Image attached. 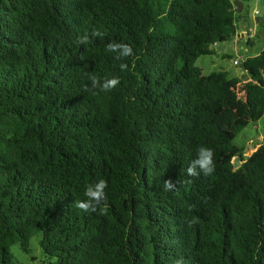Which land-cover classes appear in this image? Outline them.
<instances>
[{
    "label": "trees",
    "instance_id": "16d2710c",
    "mask_svg": "<svg viewBox=\"0 0 264 264\" xmlns=\"http://www.w3.org/2000/svg\"><path fill=\"white\" fill-rule=\"evenodd\" d=\"M240 18L235 0H0V264L38 233L43 264H264V135L234 143L264 116V47L243 79L195 65ZM92 75L121 83L86 91ZM201 146L216 171L188 176Z\"/></svg>",
    "mask_w": 264,
    "mask_h": 264
},
{
    "label": "rangeland",
    "instance_id": "374dc122",
    "mask_svg": "<svg viewBox=\"0 0 264 264\" xmlns=\"http://www.w3.org/2000/svg\"><path fill=\"white\" fill-rule=\"evenodd\" d=\"M241 18L237 22V33L225 41L213 46V54L201 55L195 60V65L207 75L217 71H226L229 77L244 78L241 67L247 55H252L264 47V27L261 23L263 6L261 0H246L243 2ZM264 23V22H263ZM247 32L250 34L247 35ZM238 61V63H235ZM264 135V116L257 122H251L244 127L234 138V143L245 154L254 152L262 142ZM234 161V160H233ZM242 163V161H241ZM40 233L30 239L29 251L21 249L15 243L9 248L12 264H43L48 261L41 250Z\"/></svg>",
    "mask_w": 264,
    "mask_h": 264
},
{
    "label": "clouds",
    "instance_id": "9594fccd",
    "mask_svg": "<svg viewBox=\"0 0 264 264\" xmlns=\"http://www.w3.org/2000/svg\"><path fill=\"white\" fill-rule=\"evenodd\" d=\"M105 33L100 30H93L91 34H84L78 37L77 43L80 45H87L90 39L103 38ZM107 52L114 54V59L117 61H124L128 58L135 56L133 47L124 42H110L107 44ZM121 71H125L128 68L127 63H120ZM121 80L118 76H113L108 79L101 80L95 75L89 77V84L85 86L86 91L99 90L102 92H109L120 85ZM216 171V164L214 160V152L211 148L201 146L198 148L195 158L189 163L186 172L188 176H204L210 177ZM164 189L170 190L174 187V183L170 180L163 181ZM108 188V182L103 179H97L95 182L89 183L84 191L83 200L76 202V207L83 212L89 210L95 211L97 206L101 205L106 200V189Z\"/></svg>",
    "mask_w": 264,
    "mask_h": 264
},
{
    "label": "water",
    "instance_id": "95a60500",
    "mask_svg": "<svg viewBox=\"0 0 264 264\" xmlns=\"http://www.w3.org/2000/svg\"><path fill=\"white\" fill-rule=\"evenodd\" d=\"M235 5L237 7V13H241L242 10H243V1H241V0H235ZM251 151L252 150H250L248 153H246V155L247 156H250L251 155ZM233 160L234 161H233V164H232V168L239 167L240 164H241V161L239 160V158L236 156V157H234Z\"/></svg>",
    "mask_w": 264,
    "mask_h": 264
},
{
    "label": "built area",
    "instance_id": "2783aa9c",
    "mask_svg": "<svg viewBox=\"0 0 264 264\" xmlns=\"http://www.w3.org/2000/svg\"><path fill=\"white\" fill-rule=\"evenodd\" d=\"M250 33L249 32H247V35H249ZM235 63H238V61H235Z\"/></svg>",
    "mask_w": 264,
    "mask_h": 264
}]
</instances>
